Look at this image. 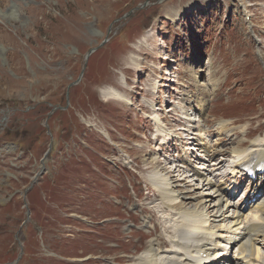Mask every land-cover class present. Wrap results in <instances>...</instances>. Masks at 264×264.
Here are the masks:
<instances>
[{"label":"rangeland","instance_id":"obj_1","mask_svg":"<svg viewBox=\"0 0 264 264\" xmlns=\"http://www.w3.org/2000/svg\"><path fill=\"white\" fill-rule=\"evenodd\" d=\"M259 58L264 0H0V264H122L126 242L155 222L149 176L167 155L198 167L195 150L213 147L219 123L241 149L264 139ZM113 88L125 100L106 99ZM188 95L206 100L205 126L189 122ZM152 113L183 149L156 137ZM215 159L216 172L200 166L231 192L228 158ZM241 182L233 204L248 192Z\"/></svg>","mask_w":264,"mask_h":264},{"label":"bare ground","instance_id":"obj_2","mask_svg":"<svg viewBox=\"0 0 264 264\" xmlns=\"http://www.w3.org/2000/svg\"><path fill=\"white\" fill-rule=\"evenodd\" d=\"M206 71L209 72V70ZM196 74L193 73L195 81L197 80ZM216 87V85L210 86V94L215 95ZM105 93L106 99L125 100V96L123 97L114 88ZM183 94L188 93L183 91ZM156 96L153 101L161 102L160 96L158 94ZM187 98L192 99V103H189L190 105L186 108L195 112L189 116V122L195 125L198 122L202 123L206 100L197 96L191 98V95L186 96L185 99ZM183 102L186 104L184 100ZM148 108L152 109L153 105H148ZM149 118L154 124L156 136L169 140L178 135L175 131L168 129L166 124L161 126V119L155 113L150 114ZM201 125L203 126V123ZM229 131V125L223 123L217 124L215 128V132L220 135L219 140L223 135L230 140L227 152H225L226 145H222L224 144L222 140H217L212 148L202 146L195 150L201 155V159L194 157L200 162L197 163L199 167H192L184 153V158L176 160L177 165H172L174 159H170L169 163L162 162L159 169L154 167L151 170L149 181L161 198L154 208L156 211L153 210L155 222H148L151 229L146 230L145 234L142 231L135 233L133 229L137 228L138 218L133 215L129 216L127 212L128 220L134 226L128 232L133 231L137 237L126 242L132 245V250L125 252L130 256L118 258L119 255L115 258V262L121 259L124 264L128 259L131 264H218L221 261L231 264L236 260L235 264H253L254 261L259 263L260 259L264 263V252L262 254L260 246L257 245L259 241L264 243V168L259 171L258 182L257 179L255 182L247 179L248 184L251 185L252 182L253 185L245 201L241 198L237 204H233L231 200L235 195L234 189L237 188L233 183H236L239 165L254 152L257 161L264 162V139L258 138L248 148L241 149L240 146L233 144L230 139L233 135L229 136ZM204 132L208 133L207 127L204 128ZM179 142V148L183 149L185 144L182 138ZM218 155L228 158V161L231 160L228 174L232 176L231 192L224 189L222 180H212L209 177L212 172H206L200 166L208 161L214 168L213 172L218 171L222 164L221 160L215 159ZM145 161V164H148V160ZM169 165L171 169L166 171L164 167ZM175 175L181 177V182L191 180L199 187L193 191H186L185 182L182 187L179 186L180 182H172L171 177ZM223 177L226 181L229 180L226 173ZM198 190L201 194L196 192ZM257 195L259 197L255 199ZM247 208L250 210V216L242 217V212ZM156 212L161 214L160 217ZM227 212L229 216L226 218L225 213ZM225 222L227 223L224 225ZM159 226H162L163 234L158 233ZM233 248H235L233 256L228 258L225 254ZM203 256L205 258H202ZM99 262L104 264V260ZM224 262L221 264H225Z\"/></svg>","mask_w":264,"mask_h":264}]
</instances>
